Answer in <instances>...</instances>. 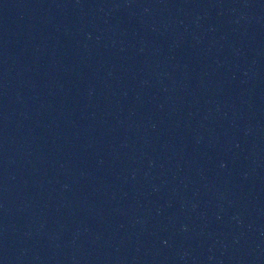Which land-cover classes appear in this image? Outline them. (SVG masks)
I'll use <instances>...</instances> for the list:
<instances>
[{
    "label": "water",
    "instance_id": "1",
    "mask_svg": "<svg viewBox=\"0 0 264 264\" xmlns=\"http://www.w3.org/2000/svg\"><path fill=\"white\" fill-rule=\"evenodd\" d=\"M0 264H264L244 0H0Z\"/></svg>",
    "mask_w": 264,
    "mask_h": 264
}]
</instances>
